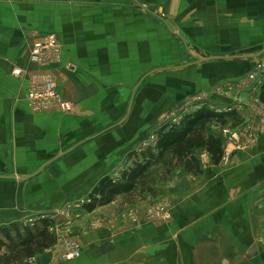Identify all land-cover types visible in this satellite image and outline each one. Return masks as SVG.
<instances>
[{
	"label": "crops",
	"instance_id": "1",
	"mask_svg": "<svg viewBox=\"0 0 264 264\" xmlns=\"http://www.w3.org/2000/svg\"><path fill=\"white\" fill-rule=\"evenodd\" d=\"M47 35L61 59L39 68L28 51ZM263 49L264 0H0V231L45 211L49 231L68 221L81 248L61 260L55 243L19 264H264V106L260 89L239 87L256 59L197 61ZM40 71L71 113L28 108V79ZM202 94L240 119L207 128L221 143L223 129L236 134L228 158L214 165L197 150L200 173L178 168L150 185L147 205L128 206L134 220L117 205L123 196L65 215L144 151L161 116ZM161 201L168 218L146 216Z\"/></svg>",
	"mask_w": 264,
	"mask_h": 264
},
{
	"label": "trees",
	"instance_id": "2",
	"mask_svg": "<svg viewBox=\"0 0 264 264\" xmlns=\"http://www.w3.org/2000/svg\"><path fill=\"white\" fill-rule=\"evenodd\" d=\"M259 101L264 106V84ZM216 122L222 126H235L240 119L235 111L216 112L208 105L186 114L178 124L162 127L156 131L154 146L147 147L138 155L131 154V166L121 174L120 181L114 182L109 176L103 177L89 194V202L83 209L91 212L97 207L110 204L115 197L129 194L148 174V170L161 162L171 169H183L186 173H200L201 165L195 156L197 150H204L214 165L221 162L223 146L219 138L208 134L209 124ZM51 221L39 218L32 227L20 223L10 225L0 231V264H19L24 258L50 247L54 238L48 232Z\"/></svg>",
	"mask_w": 264,
	"mask_h": 264
},
{
	"label": "built area",
	"instance_id": "3",
	"mask_svg": "<svg viewBox=\"0 0 264 264\" xmlns=\"http://www.w3.org/2000/svg\"><path fill=\"white\" fill-rule=\"evenodd\" d=\"M29 61L32 64L39 66V68H46L51 64H56L60 62L61 59V45L54 35H47L42 40L34 42L30 47L29 51ZM15 75H19L20 71L15 70ZM264 84V57H259L256 59L255 64L252 69L246 74L243 81L239 84V87L243 89L248 94H253L254 92L261 90ZM206 95H198L187 100L183 108L176 113L169 114L170 123L169 125L178 124L183 116L192 113L186 111V108L191 105L194 111L198 110L203 105H206ZM26 101L28 108L32 112H44L48 110H58L63 113H71L72 106L65 102L57 93L55 83L51 75L45 71H40L34 73L29 78V84L26 92ZM168 115V114H167ZM176 116V117H175ZM222 133L224 138L226 137L225 144H223V156L222 158H228L230 152L228 151V146L230 144H236L238 138L235 134L229 133L227 129H223ZM152 140L145 142V146L149 147L152 145ZM226 145V147H225ZM89 199H82L77 203L78 206H83V204L88 203ZM74 208L73 205L69 206ZM163 208L157 209V214L163 213ZM42 218V217H41ZM30 220V219H29ZM80 257V251H76L71 254L67 259H77Z\"/></svg>",
	"mask_w": 264,
	"mask_h": 264
},
{
	"label": "rangeland",
	"instance_id": "4",
	"mask_svg": "<svg viewBox=\"0 0 264 264\" xmlns=\"http://www.w3.org/2000/svg\"><path fill=\"white\" fill-rule=\"evenodd\" d=\"M29 51H30V48H29ZM29 51H28V55H29ZM14 71L12 72V74L15 76ZM20 75H21V73L19 75H16V76L18 77ZM28 84H29V82H28ZM205 102L207 103L206 105H208L210 108H212L210 106V104H209L208 98H206ZM191 107L192 106L189 105L186 108V111L194 112V109L191 108ZM215 110H217V109H215ZM176 112L177 111H174V113H176ZM169 124H171L170 123V119H169V115L164 114L163 116L160 117V120L157 121L156 130L152 132V136L150 137V140H152V142H153V144L150 145L151 148L154 146V144L156 142V135H157L156 131H158L162 127H165V126L168 127ZM229 133H230V135L231 134H235L233 132H229ZM147 141L148 140L144 141V143L141 144V145H143L142 148L144 147L143 149H145V147H146L145 146V142H147ZM225 141H226V137L222 141V145L225 144ZM236 144L238 145V142ZM236 144H233V145H235L234 148L237 146ZM225 147H226V145H225ZM239 147L242 148L241 145H239ZM127 161L122 163V165L119 166L117 171L112 172L111 176L109 175V177L114 182H119L121 174L127 169V167H129V165L131 166L132 159L131 160L129 159ZM162 163H163V160L161 162H159L158 164H156L155 166L151 167L148 170V174L146 175L147 177H145L137 185V187H136V189L134 191H132L129 194L118 195V196H123V197H121L119 199V202H118L117 205L127 208L126 217L129 215V217L134 220V218L136 217V214H137L136 213L137 212V209H136L137 207H133L132 208V207H128V206L129 205L130 206L131 205H137L139 207H143V206L147 205V201L145 200L144 196H145L146 193H150L149 187H151L153 184H156V183H162L163 181L167 180V178L169 177V175L171 173L176 171V169H171V171L169 172L170 166L169 165L166 166L165 165L166 163H164V164H162ZM85 198L89 199L88 197H85ZM85 198H83V199H85ZM153 198H155V197H153ZM72 205H73L75 210H77V208H79V207H82V206H78L76 204H69L68 203V206L65 205V207H64L65 208V212H64L65 215L68 214V211H69L68 208H70L69 206H72ZM161 207L164 209L163 213L162 214H157V209H159ZM117 208H119V207H117ZM166 209H167L166 203L161 201V202H157L155 204L148 205L145 208V214L150 219H154V220H159L160 219V220H162V219L168 218V214L166 212ZM56 213H61L62 214V211H56ZM41 217L44 218V219H48L50 221L52 219V216H51V214L49 212H45V211H30V212H28L27 215L24 218L26 220L30 219V220L27 221L26 227H32L36 223V221L39 218H41ZM69 227H70V225L68 224V221H66V225L63 226V230H62V232L60 234L55 233V231H53V230L49 231V229H48V232L51 233L53 238H54V242H53L52 245H55V243H56L55 246L57 247V250L56 251H51V253L53 255H55L56 257L61 258V260H73V259H67V258L70 257V255L75 253L76 251H80L81 250L77 240L74 239V237L67 236L66 232H67ZM80 254H81V252H80Z\"/></svg>",
	"mask_w": 264,
	"mask_h": 264
},
{
	"label": "water",
	"instance_id": "5",
	"mask_svg": "<svg viewBox=\"0 0 264 264\" xmlns=\"http://www.w3.org/2000/svg\"><path fill=\"white\" fill-rule=\"evenodd\" d=\"M264 55V49L253 55H237V56H229V57H212V58H206V59H200L197 60L198 62H205L208 60H230V59H257L259 57H262ZM254 252V249H252V253Z\"/></svg>",
	"mask_w": 264,
	"mask_h": 264
}]
</instances>
